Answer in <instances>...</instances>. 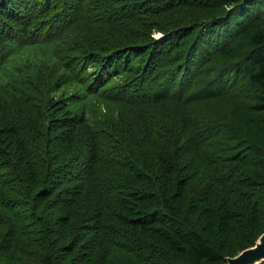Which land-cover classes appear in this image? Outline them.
Masks as SVG:
<instances>
[{"label":"trees","instance_id":"obj_1","mask_svg":"<svg viewBox=\"0 0 264 264\" xmlns=\"http://www.w3.org/2000/svg\"><path fill=\"white\" fill-rule=\"evenodd\" d=\"M238 81L252 103L232 116L227 131L238 137L223 138V158L204 142L227 127L204 114L186 115L177 141L152 152L132 147L153 114L130 137L85 118V103L71 107L86 97L142 108L215 96L235 106L228 89ZM67 84L76 90H60ZM250 110L264 111V0H0V249L27 235L17 221L26 210L48 250L40 264H102L105 253L84 246L112 226L104 219L114 202L116 235L122 228L142 238L130 249L149 257L163 247L175 259L168 264L223 262L240 240V248L253 243L259 220L244 205L264 172V123ZM196 150L212 168L206 176L195 168ZM197 179L203 184L192 191ZM237 226L246 238L235 237Z\"/></svg>","mask_w":264,"mask_h":264},{"label":"rangeland","instance_id":"obj_2","mask_svg":"<svg viewBox=\"0 0 264 264\" xmlns=\"http://www.w3.org/2000/svg\"><path fill=\"white\" fill-rule=\"evenodd\" d=\"M198 19L204 18L201 14L197 13ZM253 20V17L249 18ZM163 33L161 31L155 30L153 31L152 36L153 37H160ZM241 38V37H240ZM65 89L67 91H73L76 90V87L67 84L65 86H62L60 90ZM60 92V91H59ZM228 92L231 93L232 96L236 97L234 101H238L237 105L232 106L230 105L231 102H227L229 99H224L215 96V97H206L204 99H200L197 101L181 104L176 101L171 100H164L160 101L155 105L147 106V107H137L132 108L128 105L117 103L116 101L113 102H106L94 97H86L84 101H72L71 107L72 109H80L81 103H85V106L83 107L85 110V118H87L91 122H96L97 125H104L109 127L110 129H113L114 131H123V133L127 136L131 137V134L133 132L132 126H137V124H134L138 120H143L144 118H148V113L153 114L151 120L144 121L146 123H141L139 127L147 129L145 135H141L137 138L136 144L134 147H132V150L136 151H150L152 149V152L157 148L158 146H161L160 148L170 146V143H168L170 140L177 141L176 138L181 130V133H183L184 129L181 128V125L183 124L184 118L187 115V118H193L196 117L195 115L204 114L205 116L215 118L216 121H219L223 127H227L223 129L221 135L218 137L217 135H214L210 139L204 142V148L205 149H214L217 148L218 151L215 153L219 156V158H223L225 156L224 154L228 153V144L223 140L224 137H230L228 143L234 142L235 138L238 136L232 132H228L227 130L232 129L230 127V124L233 125V119L232 116L237 113L240 110H246L249 111L251 107V97L248 95L249 93V87L246 84V81L244 82H235L230 86L228 89ZM52 95V92L49 93V96ZM233 101V100H230ZM252 109V108H251ZM25 114L28 112V107H23L22 109ZM250 112L253 113V115L260 118V120L264 123V111H253L250 110ZM186 113V114H185ZM185 114V115H184ZM235 118V117H233ZM183 120V121H182ZM153 123V126L147 125V123L151 122ZM189 123V121H187ZM185 123V122H184ZM185 123V124H188ZM97 127V126H96ZM234 128V126H233ZM235 131H238L234 129ZM167 142V143H164ZM215 142V143H214ZM177 143V142H176ZM160 144V145H159ZM192 145V142H189V146ZM214 145V147H213ZM184 147L186 148V144L184 143ZM213 147V148H212ZM227 148L226 152L222 151L220 148ZM159 148V149H160ZM31 149L33 150V146H31ZM202 150V149H201ZM200 150V151H201ZM200 151L196 150L192 157V159L195 161V168L199 172V176H206L207 174L212 172V168L210 165L203 168V162L201 160ZM155 153V152H154ZM132 154V153H131ZM258 156L250 155L248 159L251 161L256 160ZM153 159V158H151ZM232 163H238L237 161H232ZM251 164V163H250ZM210 168V169H209ZM233 171L240 172L238 170L239 165L233 164L231 167ZM247 169H253L251 165H248L246 167ZM124 175L129 177L130 173L124 171ZM260 179L263 181V185L257 189L254 192V196H252L250 199L244 200V205L249 204L251 205V208L259 212V220L257 225L255 226V231L251 232L250 235L253 234V243L244 247L240 248L241 243L243 242V239L239 241V248L236 249L237 251L231 255H224V261L219 264H225L227 260L238 253H240L243 249L247 247H251L257 242H259V238L264 235V172H260ZM201 179L194 180L190 183V188L192 191L198 190L199 187L202 186ZM253 192V189L251 190ZM14 193V192H13ZM105 198H101L103 201ZM114 202H107L106 204V213L108 214V219H104L105 222H110L112 226H104V228H100L97 232H94V237L88 238L87 242L88 245L84 246V248L90 247V243L93 244L95 257H98L99 254H104L106 256V261L104 260L102 264H168L170 260L175 259L171 256L163 247L158 246L155 250V253H152L151 251L148 252V256H145L142 252H137L135 249H130V246L132 245H142V238L138 235H133L131 233L126 232V230H123L122 228H119L117 232L121 233L120 235H116L117 233L114 231L113 227L117 222H115L111 218V210L114 209ZM243 205V204H242ZM243 205V207H245ZM244 212L245 209H242ZM10 211L6 212V215ZM45 214V213H44ZM80 214V212H79ZM6 219V217H5ZM19 222H21L25 232H27V235L24 234L22 236H19V233L12 235L9 245L7 248L0 249V264H21L23 260L26 258L33 259L35 262L34 264H40V260L42 255L45 253H48V250L44 248V244L40 241V231L34 228V225H39L37 219L31 217V213L29 211L25 210V215L20 216L18 218ZM44 221V220H43ZM109 223V224H110ZM244 223L247 227H249V217L244 219ZM27 224V226L25 225ZM6 226L1 225L0 227V245L4 244L5 242L2 241V234H5ZM92 235V234H91ZM113 235V236H112ZM90 237V236H89ZM136 237V238H135ZM235 237L237 239L246 238L247 232L243 227L237 226V229L235 230ZM33 238V239H32ZM37 238V239H36ZM35 239V240H34ZM118 240H126L129 242L130 245L128 246H119L116 244V241ZM30 243H27L28 241ZM33 240V241H32ZM134 240V241H130ZM13 241L16 242L13 243ZM137 241V242H136ZM14 244V245H13ZM146 247L148 243L144 244ZM92 247V248H93ZM148 249V247H147ZM264 262V258H260L257 260H254L252 262H248L246 264H261Z\"/></svg>","mask_w":264,"mask_h":264},{"label":"water","instance_id":"obj_3","mask_svg":"<svg viewBox=\"0 0 264 264\" xmlns=\"http://www.w3.org/2000/svg\"><path fill=\"white\" fill-rule=\"evenodd\" d=\"M260 258H264V235L259 238V242L229 258L225 264H246Z\"/></svg>","mask_w":264,"mask_h":264}]
</instances>
